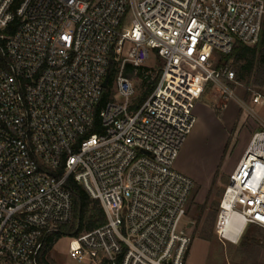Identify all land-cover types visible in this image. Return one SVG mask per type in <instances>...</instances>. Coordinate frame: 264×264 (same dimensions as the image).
<instances>
[{
	"label": "built area",
	"instance_id": "built-area-1",
	"mask_svg": "<svg viewBox=\"0 0 264 264\" xmlns=\"http://www.w3.org/2000/svg\"><path fill=\"white\" fill-rule=\"evenodd\" d=\"M13 3L0 0V264L47 263L48 238L72 219L69 180L105 217L66 237L73 260L184 264L193 181L173 163L207 88L253 114L231 88L234 71L215 67L208 52L255 45L264 0ZM150 54L161 71L145 66ZM127 67L141 83L156 81L134 108ZM248 226L264 229V131L251 133L228 179L214 232L232 243Z\"/></svg>",
	"mask_w": 264,
	"mask_h": 264
},
{
	"label": "rangeland",
	"instance_id": "rangeland-1",
	"mask_svg": "<svg viewBox=\"0 0 264 264\" xmlns=\"http://www.w3.org/2000/svg\"><path fill=\"white\" fill-rule=\"evenodd\" d=\"M208 55L215 65L220 54L210 50ZM181 65L186 71H194L187 63ZM233 65L230 60L226 66L234 71ZM145 66L159 72L163 68V62L150 54ZM130 79L136 89L133 104L144 89L135 77ZM231 88L253 114L244 110L238 100L229 99L225 103L218 92L207 88L193 104L195 123L173 163L174 170L187 175L193 181V189L182 221L183 230L191 238L184 264H264V229L248 226L236 244L221 243L214 232L218 205L224 188L250 138L251 130L264 131V105L257 106L250 101L255 92L264 97V86L255 85L251 79L249 82H238V85ZM210 92L218 97V106L226 104L223 112L226 119L232 120L237 107L239 108L237 128L225 131L217 123L206 119L204 114H200V117L197 115V104L207 103L209 106L212 102ZM106 93L110 94V91L104 90L103 94ZM215 111L217 113L219 109L215 107ZM254 124L257 127L252 129ZM45 259L50 264H90L88 260L78 263L70 257L66 236L55 240Z\"/></svg>",
	"mask_w": 264,
	"mask_h": 264
},
{
	"label": "trees",
	"instance_id": "trees-1",
	"mask_svg": "<svg viewBox=\"0 0 264 264\" xmlns=\"http://www.w3.org/2000/svg\"><path fill=\"white\" fill-rule=\"evenodd\" d=\"M21 0H14L13 8H16ZM234 64L235 79L238 82H249L251 79L257 86H264V25L257 43L253 46H245L236 44L232 51L226 55H220L215 67L226 66L229 61ZM124 74L129 78L132 76V70L127 67ZM156 81L142 82L143 92L136 99L132 107L140 105L150 94ZM104 100L108 98L109 93L103 94ZM67 186L72 192V219L67 225L61 226L59 232L48 238L47 247L44 251L46 256L47 251L54 244L55 240L60 237H76L82 232H88L102 226L105 223V217L99 203L92 200L84 190L69 180ZM45 264H50L46 263Z\"/></svg>",
	"mask_w": 264,
	"mask_h": 264
},
{
	"label": "crops",
	"instance_id": "crops-1",
	"mask_svg": "<svg viewBox=\"0 0 264 264\" xmlns=\"http://www.w3.org/2000/svg\"><path fill=\"white\" fill-rule=\"evenodd\" d=\"M215 91V90H212ZM211 91V92H212ZM209 93V95H211V99L212 102L209 103L210 105L208 106V104H203V103H199L197 104V115L200 114H204L205 118L211 120L212 122L217 123L219 126H221L225 131L227 130H232L233 128H237V118L240 115V110L237 107L236 112H235V116L232 120L230 119H226V116H223V112L225 111L224 106H218V97L214 96L213 93ZM217 105V106H216ZM264 105V103L257 105V106H262ZM215 107L219 109V111H215ZM235 119V120H234ZM262 124H264V122H262ZM257 127L256 124H254V127L252 129H255ZM255 130H251V133L254 132ZM250 133V135H251ZM249 141V140H248ZM248 143V142H247ZM247 145V144H246ZM246 148V146H245ZM244 148V149H245ZM244 151V150H243ZM243 153V152H242ZM242 155V154H241ZM241 157V156H240ZM240 159V158H239ZM237 164V163H236ZM236 166V165H235ZM235 168V167H234ZM234 170V169H233ZM183 174V173H182ZM185 175V174H184ZM187 176V175H186ZM191 179V178H190ZM229 179V178H228ZM192 180V179H191Z\"/></svg>",
	"mask_w": 264,
	"mask_h": 264
},
{
	"label": "water",
	"instance_id": "water-1",
	"mask_svg": "<svg viewBox=\"0 0 264 264\" xmlns=\"http://www.w3.org/2000/svg\"><path fill=\"white\" fill-rule=\"evenodd\" d=\"M107 79H108V75L106 74V76H105V78L103 80V83H102V86H103L104 89L107 88Z\"/></svg>",
	"mask_w": 264,
	"mask_h": 264
},
{
	"label": "bare ground",
	"instance_id": "bare-ground-1",
	"mask_svg": "<svg viewBox=\"0 0 264 264\" xmlns=\"http://www.w3.org/2000/svg\"><path fill=\"white\" fill-rule=\"evenodd\" d=\"M239 237H240V233L237 234L236 238L232 241V243L236 244L239 240Z\"/></svg>",
	"mask_w": 264,
	"mask_h": 264
}]
</instances>
